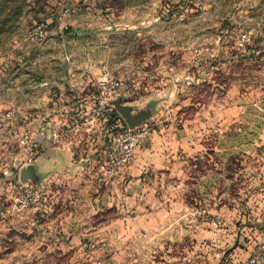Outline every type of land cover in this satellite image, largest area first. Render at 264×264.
I'll list each match as a JSON object with an SVG mask.
<instances>
[{
	"label": "rangeland",
	"instance_id": "374dc122",
	"mask_svg": "<svg viewBox=\"0 0 264 264\" xmlns=\"http://www.w3.org/2000/svg\"><path fill=\"white\" fill-rule=\"evenodd\" d=\"M39 17L48 34L33 42L25 33ZM249 32L253 40L238 48ZM49 38L76 57L100 59L125 81L121 95L133 112L151 103L145 121L178 129L191 148L180 149L177 164L152 180L142 222L132 211L119 219L113 206L83 221L73 218L64 179L63 204L59 199L48 217L5 220L0 264H149L163 253L175 264H209L214 239L206 230L214 229L223 255L217 264H233L234 249L242 259L254 247L261 258L264 0H0V70L23 45ZM20 161L10 166L11 177ZM60 184L51 177L41 186L51 197ZM195 220L206 223L200 231Z\"/></svg>",
	"mask_w": 264,
	"mask_h": 264
},
{
	"label": "crops",
	"instance_id": "0c3cea01",
	"mask_svg": "<svg viewBox=\"0 0 264 264\" xmlns=\"http://www.w3.org/2000/svg\"><path fill=\"white\" fill-rule=\"evenodd\" d=\"M56 29L62 30V27H56ZM66 39L67 37H63L62 42ZM74 52L66 51L63 44H59L54 38H49L44 43L23 45L18 55L7 58L2 63L0 70V204L4 202L5 206L11 204V195L16 190L15 179L20 169L28 165L22 161L26 153L17 146L16 139L4 132V126L10 124L20 133L28 131L34 134L37 155L32 164L35 166L36 174L42 178L41 184L44 185L46 179L51 177L60 179L62 186L57 188L55 185L54 190L51 189V197L45 195L46 217L53 212L56 207L54 205L59 199L63 204L65 193L62 189L67 183L72 190L69 204L75 210L70 216L73 215L75 219L83 221L95 212L113 206L117 210L119 219L125 220L126 217H130L128 213L132 211L136 222L145 221L149 215L142 212L143 199L152 190V180L160 178L167 170H170V167L177 164L181 154L180 149L185 151L191 148L189 139L181 137L180 131L172 126L154 129L145 146L136 150L123 173L108 184L98 185L93 179L94 172L82 161V155L93 157L101 153L105 141L99 130L90 135L85 132L84 127H81L71 136H53L54 131L64 123L78 120L79 113L96 93V81L106 68V65L101 64L100 59L76 57ZM122 93L124 92L120 91L114 99H120L121 103L125 104ZM151 107L149 103L145 109L150 111ZM7 112L13 115L12 119H5ZM41 128H44L42 135L39 133ZM17 159L21 161L16 166L14 174L16 177H11L13 170L9 168L15 165L14 162ZM33 217L36 215L25 213L16 218L0 219V229L5 227L6 219L10 220V224L14 222L21 224L33 221ZM62 217L63 214L60 213L54 220ZM190 220L189 218L188 221ZM204 224L206 223L195 220L192 224L195 227L194 231H200ZM214 230L215 232L213 230H206V232L210 234L208 238L216 241L221 234L217 229ZM189 231L192 230L189 229ZM197 233L202 236L200 232ZM203 250L204 253L208 252L207 246ZM254 250H256L254 247L252 249L249 247L245 254L241 255L242 259H239L234 249V254L230 253V256L234 258L231 262L241 264ZM163 254H158L161 260L152 259L149 264H175L173 255ZM152 257L155 258V256ZM213 257L208 254L206 259L209 264H213ZM263 260L260 258L258 264L264 263ZM214 262L217 264L218 259Z\"/></svg>",
	"mask_w": 264,
	"mask_h": 264
},
{
	"label": "built area",
	"instance_id": "2783aa9c",
	"mask_svg": "<svg viewBox=\"0 0 264 264\" xmlns=\"http://www.w3.org/2000/svg\"><path fill=\"white\" fill-rule=\"evenodd\" d=\"M25 34L30 41H44L48 34L47 21L43 17H39L26 30ZM251 40L253 39L250 32L243 33L238 38V48L245 47ZM125 88L126 84L123 79L115 77L113 73L104 69L96 81V93L91 97L86 107L81 110L78 120L64 123L53 133L54 137H66L76 134L81 127H84L85 132L90 135L99 130L105 141L101 153L93 155V157L82 155V161L87 168L94 172L93 179L98 185L108 184L118 175H121L132 160L136 150L145 146L154 130L153 124L148 121L129 128L126 124L124 125L119 115L110 116L112 110L110 101ZM12 116L10 112H7L5 119L10 120ZM3 129L8 136L16 139L17 146L26 153V157L22 161L26 164H32L37 155L33 139L34 134L28 131L20 133L10 124L5 125ZM43 132L44 128H41L39 133L42 135ZM14 185L16 190L11 195V204L0 207V219L16 218L25 213L33 215L39 213L40 216H44L47 203L41 184L20 182L17 175ZM219 223L218 219L212 221L214 226ZM218 248L219 245L216 241L210 243V249L214 250L212 256L221 259L223 255ZM259 248L263 249L264 245ZM259 252L257 249L254 250L250 257L241 264H258L260 261ZM261 258L264 259V253Z\"/></svg>",
	"mask_w": 264,
	"mask_h": 264
},
{
	"label": "water",
	"instance_id": "95a60500",
	"mask_svg": "<svg viewBox=\"0 0 264 264\" xmlns=\"http://www.w3.org/2000/svg\"><path fill=\"white\" fill-rule=\"evenodd\" d=\"M110 104L119 113L121 118L124 120L125 124L129 128H133L140 123L144 122L150 115L148 109L140 110L139 112H133L132 107L121 103L120 99H113ZM20 182H32L36 185H40L42 178L36 174V169L33 164H28L22 167L18 174Z\"/></svg>",
	"mask_w": 264,
	"mask_h": 264
},
{
	"label": "trees",
	"instance_id": "16d2710c",
	"mask_svg": "<svg viewBox=\"0 0 264 264\" xmlns=\"http://www.w3.org/2000/svg\"><path fill=\"white\" fill-rule=\"evenodd\" d=\"M248 57H249V55H247V56L245 54L242 55V58H248ZM117 115H118V113L116 112V110L114 108H112V110L110 111V116L114 117V116H117ZM124 125H125V123H124Z\"/></svg>",
	"mask_w": 264,
	"mask_h": 264
}]
</instances>
